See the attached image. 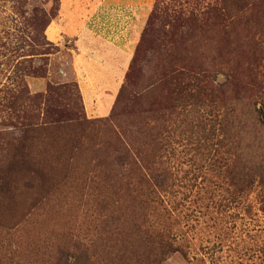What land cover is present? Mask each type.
<instances>
[{
	"label": "rangeland",
	"instance_id": "1",
	"mask_svg": "<svg viewBox=\"0 0 264 264\" xmlns=\"http://www.w3.org/2000/svg\"><path fill=\"white\" fill-rule=\"evenodd\" d=\"M66 1L0 0V172L17 128L30 121L49 129L29 142V154L56 167L46 177V197L32 206L28 202L36 194L10 175L11 193L0 195V264H66L55 254L70 237L86 250L74 251L77 260L70 258L69 264H92L103 226L112 222L114 177L101 178L100 172L112 166L102 160V142L113 139L89 129L85 143L70 151L79 131L70 124L52 130L45 97L48 89L64 85V97L51 92L59 106L50 109L67 106L86 119H106L127 76L140 84L120 139L140 138L133 125H142L139 115L159 110L156 166L166 179L167 193H160L177 250L157 264H264V178L252 174L245 185L234 169L240 170L245 158L264 159L259 157L264 135L263 148L255 152L253 138L260 135L241 141L234 136L230 142L225 132L250 94L257 96L258 107L264 105V23L251 46L247 37L255 29L239 16L242 0H155L162 18L136 56L154 0L146 11L105 9L98 6L101 0H87L84 9L76 6L83 0H70L74 5L68 8ZM212 6L218 16L208 13ZM190 18L195 20L186 21ZM132 58L133 69L125 74ZM182 65L202 73L197 95L180 86L172 94L170 68Z\"/></svg>",
	"mask_w": 264,
	"mask_h": 264
},
{
	"label": "trees",
	"instance_id": "2",
	"mask_svg": "<svg viewBox=\"0 0 264 264\" xmlns=\"http://www.w3.org/2000/svg\"><path fill=\"white\" fill-rule=\"evenodd\" d=\"M153 5L152 11L147 15V24L141 30L139 41L135 45L136 56L143 51L145 39L156 29L157 22L159 23L162 18L157 1ZM208 11L213 17L219 15H216L218 11L214 6L210 7ZM239 13L244 25L255 29L247 37L249 44L254 46L257 27L264 23V0H242L241 7L239 5ZM194 20V18H190L186 21ZM51 21L48 22L47 27ZM133 65L132 58L125 74L131 73ZM169 74H171L168 80L172 85V94H176L175 86H180L183 91L192 89L196 92V95L201 91L202 86L198 84L201 72L182 65L176 69L171 67ZM138 84L140 83L129 81L127 76L126 82L120 87L113 101L109 116L102 120L86 119L81 110H70L67 106L65 109H50L53 105L59 106L58 99L51 96V92H57L56 97H64V85L48 89L49 93L45 97V115L52 118L54 124L52 130L66 129L69 126L65 124H70L79 131V141L72 146L70 145V151L77 150L80 145L85 143L87 139L86 132L89 129L106 132L113 139V142L107 140L102 142V146H104L102 160H108L112 166H102L103 172H100L101 178L114 177L112 178L113 182L109 184L112 190L111 193L115 195L109 210L112 215V222L103 226L106 229L99 238L100 250L97 249L96 255L92 256V264H157L166 253L177 250L173 244L176 236L172 227L167 223L169 213L164 207L163 194L160 193H167L166 179L164 175L161 176V170L156 166L159 149L158 138L161 129L159 110L152 107L147 111V115H139L141 117L138 118L137 123L142 125H133L136 128L135 133L140 138L134 137L130 141L126 139L127 142L125 143L120 139L125 137L130 122L128 111L136 99L137 95L135 93ZM188 95L194 96L195 93H189ZM35 98L32 97L31 101ZM257 103V96L250 94L246 106L238 113L239 117L237 118L236 114H232L233 119L226 124L225 130L226 137L230 139L228 140L230 142L234 139L240 141L247 139V135L251 133L260 135L259 140L253 138V141L257 144V147L255 145V152H257V148L258 150L263 148V146H260V142L262 141L261 135H264V105L261 104L258 107ZM119 108L120 111L124 110V113L120 112ZM63 121L66 122L62 123ZM17 129L19 134L15 140V146L12 147L10 154L6 156L4 169L0 172V195L11 193L10 175L14 174L19 177V181L22 182L23 189L26 192L31 191L36 194L28 202L29 205H37L46 197L44 194L47 190L45 180L51 170L56 167L31 156L28 144L40 134H46L49 128H44L40 123L30 121ZM117 129L120 131L121 137ZM236 130L245 138L235 134ZM91 151L94 152L95 150ZM256 155L258 157V153ZM263 156L262 153H259V157ZM238 157L239 154L237 153L236 158L238 159ZM45 158L47 159V157ZM245 161L249 166L245 162L240 164V170L234 168L240 171L242 184L250 185L252 174L259 176L262 180L264 178V159L251 162L245 158ZM46 162L51 161L48 158ZM100 204L105 207V197ZM262 208L264 210V203ZM58 248L55 258L63 257L66 264H69L70 258L76 259V256H73L74 251L86 250L82 249L83 245L75 237L68 238L63 247ZM56 264H58V261Z\"/></svg>",
	"mask_w": 264,
	"mask_h": 264
},
{
	"label": "crops",
	"instance_id": "3",
	"mask_svg": "<svg viewBox=\"0 0 264 264\" xmlns=\"http://www.w3.org/2000/svg\"><path fill=\"white\" fill-rule=\"evenodd\" d=\"M86 1L87 0L79 1L78 4H76V6L78 8L84 9L89 5V3ZM154 1L153 0H101L98 6L103 7L105 9H111V8L116 7V6H123V7L129 6L132 8L135 7L136 9L146 11V10H148L149 5ZM66 2H67L68 8L70 7V5H74L70 0H67ZM60 3H61V0H60ZM59 9H60V5H59ZM84 28H85V26H82V29H84Z\"/></svg>",
	"mask_w": 264,
	"mask_h": 264
}]
</instances>
